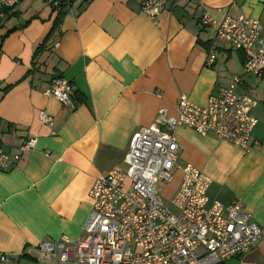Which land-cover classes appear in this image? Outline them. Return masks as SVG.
Instances as JSON below:
<instances>
[{
	"label": "crops",
	"instance_id": "crops-1",
	"mask_svg": "<svg viewBox=\"0 0 264 264\" xmlns=\"http://www.w3.org/2000/svg\"><path fill=\"white\" fill-rule=\"evenodd\" d=\"M142 1L76 0L37 56L55 18L47 1L0 9V143L11 154L36 138L17 167L0 170V253L9 258L3 264H57L37 247L80 236L95 178L124 169L132 136L160 107L174 115L180 94L203 106L232 76L239 78L237 93L258 100L252 149L179 127L178 162L211 180L208 205L239 198L264 225V80L244 74L243 55L198 25L203 14L222 20L242 13L259 21L264 41V0H165L154 21L142 13ZM56 76L71 83L73 109L45 94ZM40 111L51 125L39 121ZM179 181L176 170L170 196ZM224 264H264V238Z\"/></svg>",
	"mask_w": 264,
	"mask_h": 264
},
{
	"label": "built area",
	"instance_id": "built-area-1",
	"mask_svg": "<svg viewBox=\"0 0 264 264\" xmlns=\"http://www.w3.org/2000/svg\"><path fill=\"white\" fill-rule=\"evenodd\" d=\"M51 2L48 0V5ZM17 4L18 0H0V8ZM164 5L165 0H143L141 10L154 21ZM198 25L213 30L243 55L244 74L264 80V41L257 19L238 13L216 20L203 14ZM213 60L210 55L205 64L209 66ZM238 82V76H232L203 106L180 94L174 115L160 107L154 122L132 136L123 158L124 169H112L95 178L89 191L91 210L80 236L41 243L37 250L42 259L56 258L57 264H224L261 241L264 225L252 220L241 199L227 206L218 201L208 205L211 180L189 164L178 162L175 132L179 127L202 137L212 134L242 151L252 149L256 119L251 111L258 100L237 93ZM45 94L74 108L71 83L62 77L52 78ZM38 119L52 124L44 111L38 113ZM35 147V137H27L11 154L0 143V170L17 167L23 154ZM176 170L180 181L170 196L171 211L161 192ZM8 260L0 253V264Z\"/></svg>",
	"mask_w": 264,
	"mask_h": 264
},
{
	"label": "trees",
	"instance_id": "trees-1",
	"mask_svg": "<svg viewBox=\"0 0 264 264\" xmlns=\"http://www.w3.org/2000/svg\"><path fill=\"white\" fill-rule=\"evenodd\" d=\"M46 1H48V0H46ZM75 1L76 0H52L51 4H49V7L51 8V13H55V18H54L53 26H52V29H51L50 33L46 36V38L44 39L42 44L36 49V52H35L36 56L38 54H40L41 51L45 48V43L49 40V38L51 37L52 33L59 26L62 18L64 17V15L67 12V9L69 8V6ZM13 8L1 7L0 9H1L2 13L4 14V13H7V12L11 11Z\"/></svg>",
	"mask_w": 264,
	"mask_h": 264
},
{
	"label": "rangeland",
	"instance_id": "rangeland-1",
	"mask_svg": "<svg viewBox=\"0 0 264 264\" xmlns=\"http://www.w3.org/2000/svg\"><path fill=\"white\" fill-rule=\"evenodd\" d=\"M171 188L168 185H163L161 196H162V201L164 205L169 209L173 210L171 205H170V194H171Z\"/></svg>",
	"mask_w": 264,
	"mask_h": 264
}]
</instances>
